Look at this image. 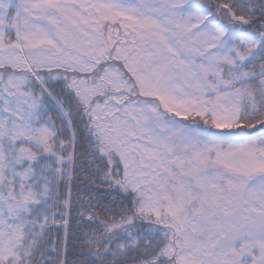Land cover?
I'll return each mask as SVG.
<instances>
[{"label":"snow or ice","instance_id":"1","mask_svg":"<svg viewBox=\"0 0 264 264\" xmlns=\"http://www.w3.org/2000/svg\"><path fill=\"white\" fill-rule=\"evenodd\" d=\"M0 264H264V0H0Z\"/></svg>","mask_w":264,"mask_h":264}]
</instances>
